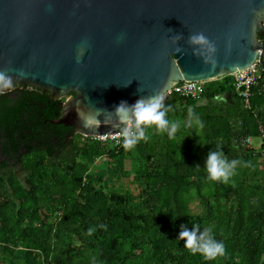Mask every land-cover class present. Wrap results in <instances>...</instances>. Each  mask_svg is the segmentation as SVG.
<instances>
[{"label":"trees","instance_id":"16d2710c","mask_svg":"<svg viewBox=\"0 0 264 264\" xmlns=\"http://www.w3.org/2000/svg\"><path fill=\"white\" fill-rule=\"evenodd\" d=\"M258 40L264 44L262 36ZM252 92L251 109L245 110L226 76L207 83L202 100L231 95L236 102L227 111L178 95L164 100L167 119L179 127L170 137L150 126L147 139L134 145L152 165L146 211L138 214L128 209L125 196L87 182V160L122 157L124 140L115 146L53 124L64 100L36 87L0 93V263L264 264V201L254 205L256 197L264 199V169L258 164L264 159L239 144L258 138L264 122V90ZM190 111L203 128L187 126ZM209 150L240 161L227 181L208 179ZM181 225L211 228L223 253H193L178 239Z\"/></svg>","mask_w":264,"mask_h":264},{"label":"water","instance_id":"95a60500","mask_svg":"<svg viewBox=\"0 0 264 264\" xmlns=\"http://www.w3.org/2000/svg\"><path fill=\"white\" fill-rule=\"evenodd\" d=\"M263 29L264 0H0V93L36 87L67 98L53 124L124 133L121 102L250 68Z\"/></svg>","mask_w":264,"mask_h":264},{"label":"clouds","instance_id":"9594fccd","mask_svg":"<svg viewBox=\"0 0 264 264\" xmlns=\"http://www.w3.org/2000/svg\"><path fill=\"white\" fill-rule=\"evenodd\" d=\"M190 40L200 45L208 43L207 38L202 33L191 36ZM4 78V74L0 73V79ZM164 99L162 94H156L147 98L141 97L131 105L127 102H121L116 108L120 114L119 118L126 122L123 141L125 148H131L141 139H147L146 128L153 125L160 130L167 131L170 137L173 136L179 124L167 119L170 106L165 105ZM187 126L203 128V121L190 111ZM217 147L219 148V146ZM239 163V160L229 161L222 150H209L204 167L207 170L209 180L227 181ZM178 239L183 240L184 246L193 253H200L207 258H213L224 251L223 242L215 238L211 228L201 231L198 225L191 228L181 225Z\"/></svg>","mask_w":264,"mask_h":264},{"label":"rangeland","instance_id":"374dc122","mask_svg":"<svg viewBox=\"0 0 264 264\" xmlns=\"http://www.w3.org/2000/svg\"><path fill=\"white\" fill-rule=\"evenodd\" d=\"M66 99L67 98H63L64 102L67 101ZM219 101L220 99H218V103ZM218 103L216 102L215 105L218 106ZM206 104V101H202L198 106ZM259 144L260 141L256 139L254 146L258 147ZM87 163L89 166L88 183H92L96 189L108 195L119 194L125 196L128 199V209L134 214L146 211L142 206L146 199L147 184L145 180L147 173L152 169V165H147L140 158L139 154L136 152L135 146L124 150L122 157L114 161L106 157H101L96 159L89 158ZM262 163L263 161L259 159L258 164L260 170L264 169ZM16 178L21 184L25 185L23 174L17 173ZM256 198L254 202L255 206L264 201L261 196ZM197 204V201H193L191 203V208L196 210ZM254 209L255 208L252 209V212ZM57 210L58 209L55 211Z\"/></svg>","mask_w":264,"mask_h":264},{"label":"built area","instance_id":"2783aa9c","mask_svg":"<svg viewBox=\"0 0 264 264\" xmlns=\"http://www.w3.org/2000/svg\"><path fill=\"white\" fill-rule=\"evenodd\" d=\"M259 41L263 43V41L261 40ZM229 77L233 79L236 95L240 99L243 108L245 110H250L251 99L253 96V92H252L253 89L258 87L264 90V52L261 51L259 52V59L255 62L253 66H251L250 68L244 71L237 72ZM207 83L209 82H185V81L179 82L172 86V88L164 98L167 99L170 95H178L181 98L192 99L195 100L196 102H199L202 100L205 85ZM258 130H259L258 138L262 142L260 155L264 159V122L260 123ZM89 138L102 142L110 140L114 143L115 146H117L120 145L121 141L125 139V136L124 133H119L110 136H97V137H89ZM240 143L243 146L246 145V147H249V145L252 143V138L247 137L241 139Z\"/></svg>","mask_w":264,"mask_h":264},{"label":"crops","instance_id":"0c3cea01","mask_svg":"<svg viewBox=\"0 0 264 264\" xmlns=\"http://www.w3.org/2000/svg\"><path fill=\"white\" fill-rule=\"evenodd\" d=\"M218 99H220L219 103H218ZM202 101L204 100L199 101L198 104L201 103ZM216 102L218 103V106L215 105ZM235 102H236L235 98L231 95H228V96H221L217 99L212 100L211 103H207V104L210 105L211 107L217 108L218 110L227 111L228 108L233 107L235 105ZM256 139L260 141L259 138H252V143L249 145V147H246V145L243 146L241 143L239 144L242 146V148H247L258 153L262 147V142L260 141L258 147H255L254 143Z\"/></svg>","mask_w":264,"mask_h":264},{"label":"flooded vegetation","instance_id":"af4514ba","mask_svg":"<svg viewBox=\"0 0 264 264\" xmlns=\"http://www.w3.org/2000/svg\"><path fill=\"white\" fill-rule=\"evenodd\" d=\"M14 87H18V86L14 85L12 88H14Z\"/></svg>","mask_w":264,"mask_h":264}]
</instances>
